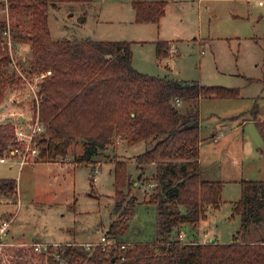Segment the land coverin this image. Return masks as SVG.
<instances>
[{"label": "rangeland", "instance_id": "rangeland-1", "mask_svg": "<svg viewBox=\"0 0 264 264\" xmlns=\"http://www.w3.org/2000/svg\"><path fill=\"white\" fill-rule=\"evenodd\" d=\"M164 1L163 15L149 22L134 20L131 0L61 2L47 10L50 35L53 39L127 40L131 42L132 64L141 72L240 90L235 99L201 97L177 104L182 111L191 105L198 109L201 177L222 180L223 188L217 208L209 210L196 226L184 223L174 228L171 236L181 233L183 241L208 242L213 238L231 242L240 226L239 215L232 212L240 197V181L264 179V140L252 118L253 109H257L256 116L264 119V0ZM2 19H8L10 25H30L24 11L5 10L0 4ZM158 39L168 40L170 46L169 55L161 59L155 56ZM27 42L22 41L23 48L13 51L18 69L8 72H13L19 83L5 91L0 107L8 116L0 117V122L18 123L23 120L17 116L21 114L25 124L32 116L34 96L26 81H40L45 71L30 73ZM220 131V140L215 142L211 136ZM152 144L150 139L134 144L115 140L95 158L97 163H78L75 159L82 154L83 145L76 140L66 157L57 161L36 158L21 167L10 159L0 163V177L17 182V195L0 194V216L12 217L9 229L13 235L8 238L10 245L0 249V264H38L32 242H61L55 247L68 242L97 243L111 221L121 217V208L115 211V154L125 161L126 172L134 181L129 191L123 188L124 203L131 195L136 198L126 229L115 238L130 244L152 242L157 235L156 207L145 200L154 181L149 184L144 178L152 177L155 164L145 163L141 170L134 159ZM262 231V225H251L245 241H256Z\"/></svg>", "mask_w": 264, "mask_h": 264}, {"label": "trees", "instance_id": "trees-1", "mask_svg": "<svg viewBox=\"0 0 264 264\" xmlns=\"http://www.w3.org/2000/svg\"><path fill=\"white\" fill-rule=\"evenodd\" d=\"M90 1L8 0L9 9L22 10L30 17L28 27L9 25L14 43H30V73L50 71L38 81L37 99H31L32 117L38 113L44 125V131L36 139L37 158L57 161L66 157L73 141L80 140L83 151L75 162L97 163L95 158L115 140L134 144L150 139L151 147L134 159L141 170L145 163L155 164L152 177L144 179L149 184L154 181L153 191L145 201L156 207L157 235L152 242L132 243L122 250L105 251L99 245L89 250L68 242L50 253H38V264H264V179L240 181V197L232 207V212L240 217V226L233 241H183L171 236L174 228L184 223L196 226L209 210L217 208L223 188L222 180L201 177L198 109L191 105L182 111L176 99L180 102H195L201 97L235 99L240 90L141 72L132 64L131 42L127 40L51 37L49 7H57L61 2ZM131 5L136 22L158 21L164 13L165 1L131 0ZM6 27L2 19L0 103L6 89L19 83L13 72H8L13 65L3 39ZM154 43L158 59L169 55L168 40L158 39ZM262 54L264 66V38ZM252 112L264 140V119L257 118V109ZM15 143L14 124L0 122V154ZM113 163L115 211L121 208V217L111 221L107 232L115 237L126 229L136 198L131 195L124 203L123 188L129 191L134 181L126 172L123 159L115 154ZM0 194L17 195L16 179L0 177ZM254 224L262 225L261 235L256 241H245Z\"/></svg>", "mask_w": 264, "mask_h": 264}, {"label": "built area", "instance_id": "built-area-1", "mask_svg": "<svg viewBox=\"0 0 264 264\" xmlns=\"http://www.w3.org/2000/svg\"><path fill=\"white\" fill-rule=\"evenodd\" d=\"M3 4V8L5 10L8 9V0H0V4ZM7 27L3 30V39L4 43L7 46L9 56L11 58V62L13 67L17 68L16 60L14 59L13 51L17 48V43H14L11 39L10 35V21L6 20ZM18 69V68H17ZM50 71H45L43 74H47ZM30 90L34 96L36 97V90L38 89V81H26ZM180 101L176 99V103L178 104ZM25 121H19L18 123H14V138L16 140L15 144H11L6 152L0 154V163L5 162L10 159V161H15L21 167L27 163H34L35 159L38 157L39 148L36 144V139L41 132L44 131V125L39 121L38 113L34 116H30L29 120L22 124ZM216 140V139H214ZM12 222V217L7 214V216H0V248L8 245L7 234L10 223ZM179 238H182L181 233L178 235ZM57 244L46 243V242H32L31 246L34 252L36 253H50V250L54 249ZM85 249H92L94 246L99 245L102 250L109 251L110 249H125L130 245L129 242L119 241L113 235L109 234L107 231L102 233L100 239L97 243L86 242L82 244ZM55 256H58L57 253H54ZM124 257L121 256L120 260H123Z\"/></svg>", "mask_w": 264, "mask_h": 264}, {"label": "crops", "instance_id": "crops-1", "mask_svg": "<svg viewBox=\"0 0 264 264\" xmlns=\"http://www.w3.org/2000/svg\"><path fill=\"white\" fill-rule=\"evenodd\" d=\"M28 43V42H27ZM21 44V42H18L17 43V48L19 47V48H23L22 46H24V45H22ZM28 45L30 46V44L28 43ZM28 45H25V47H27ZM21 46V47H20ZM28 46V47H29ZM27 57V56H26ZM26 57H22V60H24V62L26 63V62H28L27 61V58ZM134 65V64H133ZM224 100H230V99H224ZM6 116H8V113H6L5 111H3V106H2V108L0 107V117H3V118H5ZM17 116H19V118H23L24 116H22L21 114H17ZM25 118V117H24ZM258 118V117H257ZM260 119V118H259ZM222 131H220L219 133H215L214 132V134H212V138H213V140L214 139H216V140H214L215 142H217V141H219L220 139H218V138H220V136L222 135ZM225 137V135L221 138V141H222V139ZM259 150H260V152L261 153H263V149L262 148H260L259 147ZM199 155H200V152H199ZM38 163H40V162H38ZM35 164H37V163H35ZM142 177V176H141ZM208 215V214H207ZM200 221V220H199ZM199 223V222H198ZM182 235V234H181ZM12 237H13V235L11 234V232H10V229H8V234H7V241H8V238H10V239H12ZM183 239V238H182ZM197 241H199V242H205V241H203V239H201V240H198L197 239ZM42 242V241H41ZM46 243H48V242H46ZM59 243H61V242H58V243H52V244H59ZM64 243V242H63ZM65 243H67V242H65ZM10 245V243L8 244V245H6V246H4V247H7V246H9Z\"/></svg>", "mask_w": 264, "mask_h": 264}, {"label": "water", "instance_id": "water-1", "mask_svg": "<svg viewBox=\"0 0 264 264\" xmlns=\"http://www.w3.org/2000/svg\"><path fill=\"white\" fill-rule=\"evenodd\" d=\"M214 239L212 238L210 241H213Z\"/></svg>", "mask_w": 264, "mask_h": 264}]
</instances>
